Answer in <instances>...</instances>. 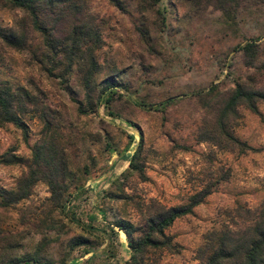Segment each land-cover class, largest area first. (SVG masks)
Segmentation results:
<instances>
[{"label":"rangeland","instance_id":"1","mask_svg":"<svg viewBox=\"0 0 264 264\" xmlns=\"http://www.w3.org/2000/svg\"><path fill=\"white\" fill-rule=\"evenodd\" d=\"M117 1L86 0V15L101 35L92 101L105 83L117 85L107 108L93 114L77 112L78 101L88 107L83 64L68 70L62 55L50 73L53 57L28 26L24 51L0 46V80L22 87L54 114L70 145L64 208L48 200L41 181L27 199L0 207V246L11 256L38 255L39 264H123L131 252L111 224L126 221L133 237L142 238L155 212L210 188L191 215L164 231L167 245L143 256V264H200L196 252L204 236L228 221L227 211L264 201V103L257 102V114L239 105L237 116L226 120L236 143L220 128L236 82L264 87V9L242 11L236 26L228 27L219 10L200 0ZM24 18L0 2V27L17 30ZM69 29L60 24L57 37ZM257 36L254 69L238 47ZM168 99L158 111L152 108ZM24 120L28 143L7 124L0 128V156L14 151L31 159L43 125L31 115ZM131 160L140 172L130 169ZM26 173L24 164L0 163V187L15 190ZM76 237L86 243L73 246Z\"/></svg>","mask_w":264,"mask_h":264},{"label":"trees","instance_id":"2","mask_svg":"<svg viewBox=\"0 0 264 264\" xmlns=\"http://www.w3.org/2000/svg\"><path fill=\"white\" fill-rule=\"evenodd\" d=\"M206 6L213 7L222 13L228 27L236 26L237 19L242 11L250 8L264 9V0H200ZM4 6L17 9L25 14L17 30L0 27V46L16 51H24L27 44V26L42 40V45L55 61L62 55L67 57V69L74 65L83 64V82L87 92L88 107L81 102L77 103L79 115L93 114L100 106L107 108L113 82L105 83L97 96L92 98L97 84L95 78L101 71L95 58L94 51L99 47L101 35L95 20L86 15V0H0ZM116 4L118 1L115 0ZM119 6V5H117ZM248 6V7H247ZM64 22L70 29L62 37H57V28ZM261 37H253L243 46H239L249 67H255L259 49L256 44ZM264 69V63L263 67ZM214 91L215 89H211ZM172 100L152 107L159 110ZM94 102V103H93ZM257 102L264 103V87L257 88L250 82H236L234 89L224 103L220 112V128L231 142L236 139L226 130L225 122L230 117L237 116V107L244 104L251 112L257 114ZM37 117L42 125L41 138L31 148V159L24 160L12 152L0 156V163L5 165L24 164L27 167L26 175L19 180L15 190H6L0 187V207L8 208L27 199L33 187L39 181L45 183L49 190L48 200L64 208L62 199L68 190L65 181L68 177L69 148L64 129L59 125L54 114L39 107L35 98L20 86H14L9 81L0 80V128L11 124L22 133L23 142L28 143V128L24 116ZM142 138V137H141ZM135 155L132 156V159ZM130 169L140 172L138 167L129 163ZM212 190L204 188L188 198L186 204L159 210L147 219L148 234L142 238H134L135 229L130 223L120 220L112 226L122 231L127 239V247L131 252L123 264H143L144 253L147 249H157L167 245L164 231L182 217L191 215L193 209L203 203ZM228 221L217 230H212L204 236L202 246L196 252L200 264H264V201L254 209L237 205L226 212ZM73 246L86 243L82 237L72 240ZM3 239H0V243ZM87 252L86 254H88ZM38 255L17 257L9 255L5 247L0 246V264H39Z\"/></svg>","mask_w":264,"mask_h":264}]
</instances>
